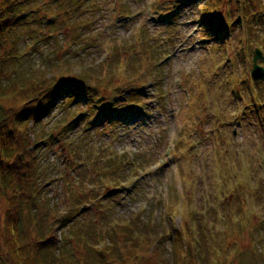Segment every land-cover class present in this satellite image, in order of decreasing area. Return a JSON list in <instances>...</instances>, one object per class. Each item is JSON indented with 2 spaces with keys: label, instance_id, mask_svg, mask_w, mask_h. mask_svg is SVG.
Instances as JSON below:
<instances>
[{
  "label": "rangeland",
  "instance_id": "rangeland-1",
  "mask_svg": "<svg viewBox=\"0 0 264 264\" xmlns=\"http://www.w3.org/2000/svg\"><path fill=\"white\" fill-rule=\"evenodd\" d=\"M32 8L19 32L26 70L44 67L47 85L61 89L76 79L94 102L133 89L140 103L134 127L99 131L86 118L65 134L90 112L73 100L57 101L33 128L45 143L42 227L71 212L97 235L89 244L112 243L126 257L120 229L140 217L151 243L163 237L169 264H264V80L251 78L255 51L264 59V0H36ZM96 107L89 120L101 115ZM7 208L0 194V257ZM69 249L84 255L74 241Z\"/></svg>",
  "mask_w": 264,
  "mask_h": 264
},
{
  "label": "trees",
  "instance_id": "trees-1",
  "mask_svg": "<svg viewBox=\"0 0 264 264\" xmlns=\"http://www.w3.org/2000/svg\"><path fill=\"white\" fill-rule=\"evenodd\" d=\"M35 1L0 0V194L6 197L8 205L3 220L5 254L0 257V264H169L161 247L163 237L151 243L147 226L138 222L140 217L136 221H123L120 229L122 244L119 248H130L126 257L120 256L119 249L112 243L99 245V248L96 245L100 241L96 245L89 244L97 235L87 230V226L84 229L85 224L80 226L81 220L73 222L77 215H70L71 212L53 218L45 229L42 227L41 219L37 216L41 203V173L37 151L43 150L39 145L45 146V143L34 132L36 126L49 115L57 101H66L71 105L74 100V104L85 103L90 112L87 116L72 118L63 130L65 134L79 127L86 118L87 126L99 131L117 126L134 127L137 123L130 122L136 120L134 116L140 115L135 107L140 103L139 92L133 89L119 93L118 96H98L96 101L100 103L102 113L89 120L98 106L96 107V101L91 100V92L87 95L85 90H79L83 87L80 81L72 80L73 86L61 89L59 82L47 85L46 80L52 75L44 67L26 70L22 62L24 54L19 48V32L34 19L32 6ZM209 26L211 25H208V30H216L214 25ZM152 52L154 53V47ZM147 58L149 57L144 59L147 61ZM79 70H83L80 78L86 80L89 76L87 70L82 67ZM55 73L64 74L62 69ZM35 79L36 85L33 84ZM108 218L107 215L101 217V221ZM67 227H70L71 234L67 239H58L56 231ZM45 231L47 235H44ZM72 241L75 242L76 249L83 250L82 257L69 251Z\"/></svg>",
  "mask_w": 264,
  "mask_h": 264
},
{
  "label": "water",
  "instance_id": "water-1",
  "mask_svg": "<svg viewBox=\"0 0 264 264\" xmlns=\"http://www.w3.org/2000/svg\"><path fill=\"white\" fill-rule=\"evenodd\" d=\"M257 60L263 61V67H264V59L260 56V54L255 51L254 57H253V65H252V71H251V77L254 81H263L264 80V69L257 65ZM264 107V104H263Z\"/></svg>",
  "mask_w": 264,
  "mask_h": 264
},
{
  "label": "bare ground",
  "instance_id": "bare-ground-1",
  "mask_svg": "<svg viewBox=\"0 0 264 264\" xmlns=\"http://www.w3.org/2000/svg\"><path fill=\"white\" fill-rule=\"evenodd\" d=\"M131 124H133V123H131Z\"/></svg>",
  "mask_w": 264,
  "mask_h": 264
}]
</instances>
